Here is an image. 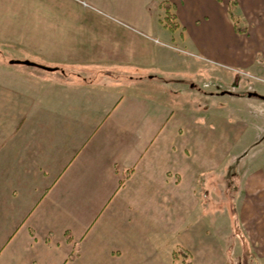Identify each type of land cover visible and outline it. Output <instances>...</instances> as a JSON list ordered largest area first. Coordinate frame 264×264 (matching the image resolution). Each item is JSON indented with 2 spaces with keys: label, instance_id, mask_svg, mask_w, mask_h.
I'll return each mask as SVG.
<instances>
[{
  "label": "crops",
  "instance_id": "1",
  "mask_svg": "<svg viewBox=\"0 0 264 264\" xmlns=\"http://www.w3.org/2000/svg\"><path fill=\"white\" fill-rule=\"evenodd\" d=\"M205 62L264 75V0H0V264H224L197 196L224 175L264 264V99L247 94L264 90L213 88Z\"/></svg>",
  "mask_w": 264,
  "mask_h": 264
},
{
  "label": "rangeland",
  "instance_id": "2",
  "mask_svg": "<svg viewBox=\"0 0 264 264\" xmlns=\"http://www.w3.org/2000/svg\"><path fill=\"white\" fill-rule=\"evenodd\" d=\"M18 50L19 49H17V51ZM3 53L5 54L6 63L10 62L11 59L12 60L15 59L16 61L12 62V64L18 68H27V66L22 63L23 60H28L32 63L43 65L39 62L31 61L32 59H21V57H19L18 55L12 57L10 54L7 53V51L6 52L3 51ZM27 58H31V57H27ZM205 63L206 65L205 64L204 65L206 67L208 65L214 66L215 69L219 71L220 78L215 83L216 85L215 84L212 85L213 88L214 86H217V85L220 87H224L225 84L223 83V80L225 79L222 78V75H224V78H226L227 73H228L229 77H231V75L233 74L234 81L229 82V86L230 88H232V90L236 92L244 91V88H246V86L248 85L254 86L260 91L264 90V75L259 76L250 70H243L237 66H231L233 67L231 68V67L222 66L221 64H216V63L215 64L209 63V62H205ZM33 67L34 66H32L31 68ZM199 75H201V73ZM200 79H201L200 76L192 75V74H189L188 72H184L183 74H180V83L188 84V86L195 83V84H198L197 86L201 87L202 81H200ZM205 88L209 89L208 86H205L204 89ZM251 91H253V89H251ZM174 93L176 95L175 97L178 98L177 99L178 102H182V101L189 102V97H188L189 92L187 93L183 89H178ZM256 100L258 99H255V101ZM190 102L192 101L190 100ZM192 103H195V101H193ZM211 105L213 108L216 106L218 107L221 106V104H218V105L209 104V106ZM233 107H234L235 113L237 114L240 110L239 105L235 104L234 106H232V108ZM263 136L264 134L262 135L261 139L263 138ZM254 137H255V133L252 129H250V131L246 132L243 135L242 141L254 139ZM248 146L249 144H246L245 148L247 149ZM261 148L264 149V145ZM246 149H244V151ZM256 150H261V149L259 147H255L254 152H256ZM227 178H228V175L227 176L224 175V178H222V181L216 184V186L218 187L217 190L216 189L215 190L206 189L204 191L198 190L197 196L201 198V200L203 199L204 202H206L207 200V204H208L206 205L204 203V205H202L201 207V211L203 213L202 216L206 219V221L208 222V225L212 226L213 231L216 232L219 236L220 252L222 250V253H223V254L222 253H219V254H220V257L221 255L225 257L224 264H254V262H252L251 259H248V256L250 254L249 252H246V256H245V250L243 248V245L240 244V242L237 240L238 238H236L235 236L236 234L234 231L236 230V225H235L236 222L233 216L234 206H232V199H233L234 192L235 193H238V192H237L236 186L232 183L231 180L229 182ZM225 197H227L228 200H230V205H228L229 202L227 204H222L218 207L210 205L212 202L221 203L222 202L221 199L222 198L225 199ZM182 251L185 252L183 248L176 247L174 251V255L177 256L178 260H179V257L181 256V260L183 261L187 260V262L190 261L192 257L191 254L188 251H186V253H183L184 255L180 254ZM242 257H246L247 259L245 260ZM222 259H220V261H222Z\"/></svg>",
  "mask_w": 264,
  "mask_h": 264
},
{
  "label": "trees",
  "instance_id": "3",
  "mask_svg": "<svg viewBox=\"0 0 264 264\" xmlns=\"http://www.w3.org/2000/svg\"><path fill=\"white\" fill-rule=\"evenodd\" d=\"M164 8H165V15L163 17V20L165 22V25L170 29V30H174L175 28H177L178 24L174 21V15L170 12H168V8L169 5L164 3ZM230 15L233 17V14L231 13L230 10ZM235 27L238 31H244V28L241 26H238L237 24H235ZM256 95L258 97H261L262 99H264V95L256 93Z\"/></svg>",
  "mask_w": 264,
  "mask_h": 264
},
{
  "label": "water",
  "instance_id": "4",
  "mask_svg": "<svg viewBox=\"0 0 264 264\" xmlns=\"http://www.w3.org/2000/svg\"><path fill=\"white\" fill-rule=\"evenodd\" d=\"M22 63H24V64H32V65H37V66L42 67V68H47V67H45V66H43V65H39V64H36V63H32V62H29V61H27V60L22 61ZM247 94H248V95H255V96H257V95H256V92H254V91H249V92H247Z\"/></svg>",
  "mask_w": 264,
  "mask_h": 264
}]
</instances>
